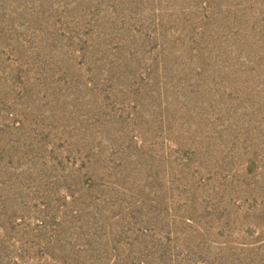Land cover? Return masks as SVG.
I'll list each match as a JSON object with an SVG mask.
<instances>
[{
	"label": "rangeland",
	"instance_id": "rangeland-1",
	"mask_svg": "<svg viewBox=\"0 0 264 264\" xmlns=\"http://www.w3.org/2000/svg\"><path fill=\"white\" fill-rule=\"evenodd\" d=\"M0 264H264V0H0Z\"/></svg>",
	"mask_w": 264,
	"mask_h": 264
}]
</instances>
